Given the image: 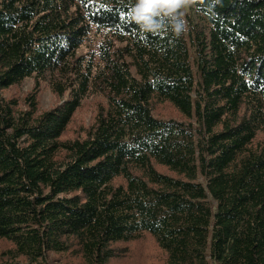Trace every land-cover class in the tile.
Listing matches in <instances>:
<instances>
[{
	"label": "trees",
	"instance_id": "1",
	"mask_svg": "<svg viewBox=\"0 0 264 264\" xmlns=\"http://www.w3.org/2000/svg\"><path fill=\"white\" fill-rule=\"evenodd\" d=\"M132 3L0 0V264H264V0Z\"/></svg>",
	"mask_w": 264,
	"mask_h": 264
},
{
	"label": "clouds",
	"instance_id": "2",
	"mask_svg": "<svg viewBox=\"0 0 264 264\" xmlns=\"http://www.w3.org/2000/svg\"><path fill=\"white\" fill-rule=\"evenodd\" d=\"M194 3L195 0H134L128 15L143 33L170 31L179 39L189 31L185 15Z\"/></svg>",
	"mask_w": 264,
	"mask_h": 264
},
{
	"label": "rangeland",
	"instance_id": "3",
	"mask_svg": "<svg viewBox=\"0 0 264 264\" xmlns=\"http://www.w3.org/2000/svg\"><path fill=\"white\" fill-rule=\"evenodd\" d=\"M185 18L187 19L188 26L190 31L198 30L200 27H203V23L200 17L197 15L193 6H191L187 11ZM84 50H81L79 53H83ZM32 86V80H25L20 86V91L25 92L28 91ZM54 103L53 98L50 95V92L47 87H43L42 93L40 95L39 104L41 109L46 110L50 108Z\"/></svg>",
	"mask_w": 264,
	"mask_h": 264
}]
</instances>
